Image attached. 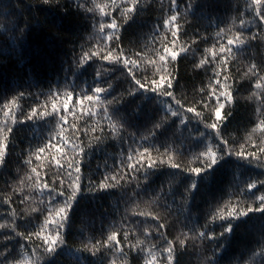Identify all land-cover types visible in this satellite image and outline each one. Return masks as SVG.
<instances>
[{
	"label": "snow or ice",
	"instance_id": "6c2138e0",
	"mask_svg": "<svg viewBox=\"0 0 264 264\" xmlns=\"http://www.w3.org/2000/svg\"><path fill=\"white\" fill-rule=\"evenodd\" d=\"M40 3L60 12H68L71 9L78 14L83 13L85 18L90 14L94 30L90 39H95L96 43H90L87 48L81 44L79 54L74 53L73 64L76 71H79L96 61L102 63L96 70L94 86L90 89L84 88L79 92L74 87L63 91L59 86L55 90L49 89L45 101L31 107L27 113L19 103L25 98L24 91L18 92L11 98L0 97V114L3 117L0 121V167L6 166L14 150L13 134L18 124L25 125L37 119L46 123L55 121L44 143L35 148L31 144L28 145L27 158L23 161L28 168L27 175L20 177L14 185L6 184L5 189L0 190L3 192L2 203L8 207L5 216L10 217V222L0 223V230L7 229L6 232H0L3 236L0 240V245L3 246V250L0 251V264H49L54 260L67 247L65 234L70 226L71 213L84 188L83 167L86 148L91 151L93 147L99 148L107 144L110 139L127 142L125 133L131 135L135 141L136 132L129 131L133 128V124L120 107L124 103V96H112L108 99L112 92V83L109 82L107 87L101 86L106 74L121 72L128 83L126 90L128 97L143 96L147 101L162 99L167 103V107L157 115L146 118L151 123V128L146 130L141 140L151 139L153 142L147 145L138 144L135 149L130 146L126 160L118 161L124 174L116 172L111 176L105 175L95 185L89 178L90 191H107L117 186L122 187L121 181L125 180L129 172L143 171L147 180L165 164L172 169L183 171L180 163L173 159L175 145L171 139L165 137L163 141L159 140V137L167 131L166 125L172 118H180L181 125H187L195 120L208 130L199 134V137L205 138L207 143L201 145L200 151L192 153L194 160L200 166L188 169L189 174L195 178L191 180L190 187L185 189L186 204L198 191L201 178L210 176L222 162L227 163L234 156L237 161L251 164L254 160L259 161L260 155L264 154V139L259 144L252 145L255 151H247L243 145L237 150L223 133L226 121L233 116V109L242 98L255 105V120L249 121L252 127L250 131L246 130L247 138L251 139L257 132L260 137H264V64L252 60L239 78L232 72L233 62L244 53L245 49L250 48L257 41L264 44L259 31V26L264 25V0H246L245 11L240 13L239 17H233L230 25L221 27L217 24L215 36L193 38L191 44H180L182 17L177 0H171L170 8L163 18L164 34L159 40L155 39V35L161 32L158 22L153 28L152 46L147 52L127 49L123 41L124 25L134 20L136 13L142 7L141 0H119V3L117 0H106L104 3L92 0L91 5H88L87 0L84 2L40 0ZM192 7L191 3L186 6L185 15ZM116 11L120 12V17L113 15ZM249 12L252 13V20L246 21L243 17ZM50 24L59 26L55 21ZM253 25L257 27L256 32L251 31L250 26ZM10 30L12 33L18 30L19 38L23 39L29 30V25L25 24L20 28L18 24H13ZM15 38L13 36V39ZM209 39L212 40L211 46L205 47L199 58L194 59L193 67L205 73L211 69V75L207 86L197 90L199 98L193 99L189 104L182 95H178L183 89L179 80V60L190 51L195 58L199 42ZM76 71L73 72L74 76ZM149 72H151L150 77ZM246 87L249 94L242 97L241 90ZM134 115L138 119L140 113ZM69 117L72 118L71 121ZM89 120H94L95 123L89 125ZM77 121L83 123V128ZM89 132L92 138L85 145L82 136ZM69 133H74V137ZM69 152L72 153L71 156ZM20 155L24 156L23 150ZM45 159H48L47 165L42 163ZM50 168L55 169L51 184L46 179ZM42 171L45 174L44 178L41 177ZM135 178L133 176V179ZM258 186L264 187V179L247 182L248 193L255 195L254 190H259ZM9 188H11L10 194ZM37 193L39 200H35ZM44 196H47L46 202ZM135 196L136 193L133 191L130 199H134ZM29 202H34L35 206H31ZM256 202L259 207L249 205L242 209L234 205L226 210L214 211L203 229L189 228L186 232L178 233L174 239L168 238L166 231L168 225L162 222L158 214L151 209L148 211L134 209V216L144 217L140 223L148 224L149 217L156 222L144 228V239L139 238L138 232H133L121 223L119 227L109 226L110 230L106 238L102 235L100 239L94 240L93 237H88L82 240V247L75 249V252L90 253L93 258L100 260V264H132L141 257L143 264H182L179 253L189 251V241L199 240L203 244L207 239L214 246L211 255H205L203 264H221L220 257L228 247L230 242L228 238L235 227L232 221L247 217L252 212L264 213V191L255 196L253 203ZM18 220H23L25 224L36 221V225L32 230L26 229L22 232L18 230ZM217 220L221 222L222 228L218 235L214 230H208L209 224L214 229ZM132 235L137 236L135 243L131 242ZM14 239L18 240V248H12L8 244ZM157 239L158 243H145L146 240ZM19 241H27V243H19ZM29 246L31 252L28 251ZM257 248L258 251L249 250L251 256L248 262L240 257L236 264H253L256 257H260V264H264V244H258ZM197 255L199 256L200 253Z\"/></svg>",
	"mask_w": 264,
	"mask_h": 264
},
{
	"label": "trees",
	"instance_id": "16d2710c",
	"mask_svg": "<svg viewBox=\"0 0 264 264\" xmlns=\"http://www.w3.org/2000/svg\"><path fill=\"white\" fill-rule=\"evenodd\" d=\"M84 2V0H81ZM91 5L92 0H87ZM104 3L106 0H97ZM119 3V0H117ZM179 12L182 17V34L180 44H191V40L205 35L210 38L215 36V25L221 27L230 25L233 17H239L245 11L246 0H177ZM191 3L192 9L185 15L186 6ZM141 9L136 13L134 20L124 25L123 41L124 47L130 50H144L145 52L152 46L154 38L153 28L159 22L161 32L155 35L159 40L164 34L163 18L168 12L171 0H141ZM67 7V5H66ZM111 12V9H109ZM170 14V13H169ZM120 17V12L113 13ZM246 21L252 20V13L249 12L243 17ZM55 21L59 26H53L50 22ZM122 22V21H121ZM18 24L23 28L29 25V30L23 39H20V32H11V25ZM239 26V19H236ZM252 32L257 31L256 26H250ZM261 38L264 39V25L259 26ZM94 34L92 28L91 15L85 18L83 13H76L69 9L68 12H60L48 5H43L40 0H0V97L11 98L20 91L25 92V98L19 101L24 112L27 113L31 107L42 104L47 98L49 89L55 90L57 86L64 89L75 88L77 92L81 89L89 88L96 79V70L100 67L101 61L84 69L76 71L73 64L74 53L80 52L81 44L87 48L90 43H96L95 39H90ZM13 36L16 38L13 39ZM170 39V34H169ZM212 40L200 41L197 48V55L194 58L191 51L179 60V80L183 89L178 95L190 104L193 99H198V89L206 87L208 84L211 69L207 73L203 70H195L194 59H198L205 47H210ZM158 46V45H157ZM255 60L258 64H264V44L260 41L254 42L250 48L233 62L232 72L238 78L247 70L249 64ZM76 71L75 76L73 72ZM149 77L151 72L148 73ZM112 83V96H124V103L121 110L130 118L133 128L130 132H136L135 141L128 133H125L127 142L123 140L110 139L107 144L99 148L93 147L91 151L86 148L84 156L83 181L84 188L79 196L73 212L68 231L65 234L67 247L50 261L49 264H100V260L93 258L90 253H78L75 249L82 247L81 241L93 237L94 240L105 238L109 234V226L119 227L123 223L133 232L139 233V238L144 239V228L156 222L148 218V224L140 223L144 217L134 216L133 210L148 211L151 209L162 218V222L168 225L167 236L174 239L178 233L186 232L189 228L203 229L206 221L214 211L226 210L232 206L246 208L249 205L259 207L255 201V196L264 191V187L258 186L259 190H254L255 195L247 191V182L253 179H264V154L260 155L259 161L251 164L246 161H237L233 156L227 163H221L215 172L210 176L202 177L199 189L189 202L185 203L187 193L186 188L190 187V182L195 177L188 172L193 166H200L194 160L192 153L201 150V145L206 144L205 138L199 137L201 131H208L203 125L192 120L187 125L179 123L180 118H172L167 131L159 137L163 141L169 137L175 145L173 159L180 163V169H172L167 164L163 168H158L145 180L143 171L141 173L129 172L125 180L121 181V186L111 188L107 191H90L89 178L95 185L105 175L111 176L123 171L118 164L119 160H126L129 147L135 149L137 145H147L152 143L151 139L141 140L146 134V130L151 128V123L146 119L149 116L157 115L167 107V103L160 101H147L143 96L138 98L128 97L126 90L128 83L124 80L121 72L116 71L104 76L101 86L107 87ZM31 93V95H29ZM242 97L247 96V87L241 90ZM255 105L239 100L233 109V116L225 123L223 133L230 139V143L239 150L243 145L247 151H255L253 144H259L264 137H260L257 132L251 139L247 138V131L252 125L250 120H255ZM49 104V111H50ZM139 112V118L134 115ZM191 116V114H189ZM3 117L0 114V121ZM71 121V117H69ZM80 123L83 128V123ZM95 123L89 120V125ZM55 121L45 122L37 119L25 125H17L13 134V144L15 145L12 154L8 158L6 166L0 167V190L5 189L6 184L14 185L20 177L26 176L28 168L24 165L27 158V148L31 144L33 148L46 141L51 127ZM74 137V133H69ZM214 136V134H212ZM92 134L82 136V142L87 145ZM199 138V139H198ZM24 156H21V151ZM163 152V148H161ZM176 153H181L177 155ZM47 156V154H45ZM72 153L69 152V156ZM34 159V157H33ZM50 159V158H48ZM48 159L42 161L48 164ZM259 165V166H258ZM54 168H50L47 173V181L51 184L54 179ZM133 176L136 178L133 179ZM41 177L45 174L42 171ZM59 186L57 181V187ZM25 186V191H27ZM243 190V191H242ZM135 191L136 196L130 199ZM9 194L11 188L8 189ZM3 192H0V223L10 222V217H6L7 205H3ZM39 193L35 200H39ZM47 201V196L43 198ZM35 206L34 202H29ZM138 206V208H137ZM23 207V206H21ZM19 210V209H18ZM131 217V220H129ZM234 230L228 240V247L220 257L221 264H236L238 258L243 257L245 262L249 261L251 253L249 250H256L258 244H264V213L252 212L247 217L240 220H233ZM19 231L32 230L36 221L25 224L23 220H18ZM221 222L216 221L214 229L209 224V231L214 230L218 235L221 231ZM226 226V225H225ZM0 230V232H6ZM162 232L165 230H161ZM122 238V233H121ZM3 236L0 235V240ZM131 242L135 243L137 236H131ZM93 240V242H94ZM158 243L159 240L145 241V243ZM27 243V241H19ZM38 243V241H37ZM12 248H18V240L8 242ZM213 243L207 239L203 244L199 240L189 241V251L179 253L182 264H203L205 255H211ZM3 246L0 245V251ZM31 252V246L28 249ZM197 253H200L198 256ZM132 264H143V258L134 260ZM253 264H260V257H256Z\"/></svg>",
	"mask_w": 264,
	"mask_h": 264
}]
</instances>
